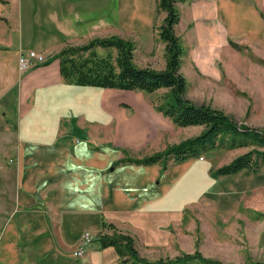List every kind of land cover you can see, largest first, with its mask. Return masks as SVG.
Masks as SVG:
<instances>
[{
  "label": "crops",
  "instance_id": "crops-1",
  "mask_svg": "<svg viewBox=\"0 0 264 264\" xmlns=\"http://www.w3.org/2000/svg\"><path fill=\"white\" fill-rule=\"evenodd\" d=\"M74 1L0 0V264H124L114 246H101L99 235L112 234L108 223L133 237L145 257L149 246L170 245L172 239H161L170 228L164 232L160 225L174 222L179 228L184 207L193 203L186 199L192 195L189 190L200 176L208 177L198 158L166 169L123 161L166 149L171 130L185 127L156 109L150 93L68 84L59 59L25 73L19 70L20 53L36 49L22 36L25 23L37 16L34 2H49L51 19H58L60 7L69 9ZM100 1L105 8L96 15L109 18L111 35L135 41L124 33L149 34L156 25L157 0ZM177 5L180 37L179 25L186 17L190 33H209L208 49L217 48L220 29L228 41L252 49L262 62L233 48L226 72L253 99L263 94L264 0H179ZM160 13L157 26L166 16ZM157 177L162 179L159 188ZM258 178L264 175L258 173L248 186ZM183 180L186 189L174 190L177 205L165 209L171 187ZM86 231L94 235L93 242L85 255L76 257Z\"/></svg>",
  "mask_w": 264,
  "mask_h": 264
},
{
  "label": "rangeland",
  "instance_id": "rangeland-1",
  "mask_svg": "<svg viewBox=\"0 0 264 264\" xmlns=\"http://www.w3.org/2000/svg\"><path fill=\"white\" fill-rule=\"evenodd\" d=\"M101 2L75 0L71 3L72 7L67 8L71 14H67L66 6L60 7L61 17L58 19H51L49 2H34L37 16H34L32 23L27 25L25 23L22 36L30 43L28 46L44 52L48 58L57 54L66 45L85 44L96 37L110 36L113 27L109 18L105 21L104 18L100 19L96 15L105 8ZM113 4L112 1L108 3L110 6ZM24 11H27L26 7ZM63 11L67 15L62 16ZM160 12L161 10L157 9L156 25L151 33L143 35L124 33L126 37L134 38L136 41H134L136 62L157 69L165 68L167 63L166 43L161 40L158 31L160 26H157L163 16ZM187 23L189 20L185 17L179 25L183 47L181 71L187 80L186 96L196 104L211 105L223 110L239 123L264 130V109H256L260 104L264 105V93L256 94L253 99L249 92L242 91L243 85L238 84L237 77H228L226 72L230 49L235 48L256 61H260V58L255 57L250 47L228 41L223 29L219 30L217 48L208 49L206 40L209 38V33L202 30L203 34H201L198 29L190 33L189 29L192 25L185 27ZM98 50L100 53H106L103 49ZM112 53L115 55L116 50L112 49ZM167 90L161 88L150 93L148 98L156 104ZM202 130L203 126L199 125L172 129L170 145L177 144L175 141L181 142L186 138L195 137ZM242 141L241 144L237 141L238 145L232 148L220 145L216 148L206 146L198 155L186 159L177 160L173 154H170L162 157L165 162L162 158L154 162L164 169V163H167L165 168H170L178 164H187L191 159L198 158L206 166L208 177L200 176L197 186L189 190L192 195L186 199L191 198L194 204L184 207L182 213L185 217L181 226L175 227L177 223L174 222L168 226L160 225L164 227V232L168 227L170 228L167 233L170 235L161 237V239L167 237L172 239L170 245L165 242L164 245L162 243L149 246L145 252L147 259L150 261L160 258L172 259L199 250L204 257L219 259L229 264L264 262V179L258 178L260 180L255 186H248L250 180L255 179L258 173L264 175V164L239 171L250 170L247 175H236L239 172L228 174L235 175L227 178H222L225 175H216L219 167L229 164L236 157L253 148H264L251 139ZM163 151L165 149L151 155ZM161 183V177H157L155 187H161ZM181 189H186L185 180L178 186L171 187L173 195L169 196L171 202L165 209H173L177 205V202H174L179 199L176 192ZM195 194L198 197L194 196ZM181 203L185 204L186 201L181 200ZM157 224L154 223L156 228H158ZM108 231L113 233L112 229ZM92 236L94 239V235ZM132 260H129V264H132ZM188 264L203 263L200 259H196Z\"/></svg>",
  "mask_w": 264,
  "mask_h": 264
},
{
  "label": "trees",
  "instance_id": "trees-1",
  "mask_svg": "<svg viewBox=\"0 0 264 264\" xmlns=\"http://www.w3.org/2000/svg\"><path fill=\"white\" fill-rule=\"evenodd\" d=\"M178 1L157 0L158 10L166 12L159 27V36L166 43L167 63L163 69L138 64L135 60L136 43L119 35L96 37L80 45H66L57 54L49 57L43 65L59 59L61 76L68 84L140 90L148 93L167 88L166 93L155 104L156 109L179 126H203L199 135L170 145L163 152L138 159L126 158L123 161L132 160L138 164H151L170 154H173L177 160L186 159L198 155L206 146L216 148L220 145L232 148L238 145L237 141L241 144L244 139H251L264 147V130L239 123L223 110L211 105L196 104L186 96L187 80L181 71L183 47L181 37L176 33V25L181 17ZM98 49H103L106 53H100ZM112 49L116 50L115 55ZM166 164H163L164 169ZM263 164L264 148H253L236 157L229 164L219 167L216 175L233 174ZM105 225L112 229L113 233L99 235L101 246H114L124 264H129L131 259H133L132 264H188L196 259H200L203 264H229L219 259L204 257L199 250L172 259L160 258L150 261L140 255L134 245L133 237L122 233L112 223ZM244 264H264V262L250 261Z\"/></svg>",
  "mask_w": 264,
  "mask_h": 264
},
{
  "label": "built area",
  "instance_id": "built-area-1",
  "mask_svg": "<svg viewBox=\"0 0 264 264\" xmlns=\"http://www.w3.org/2000/svg\"><path fill=\"white\" fill-rule=\"evenodd\" d=\"M47 59H48L47 55L42 51L36 49L23 50L20 53L18 60L19 70L22 73H25L34 66L44 64L47 61ZM92 240H93L92 233L89 231L84 232L77 249L74 251V256L76 257L83 256L88 245H90Z\"/></svg>",
  "mask_w": 264,
  "mask_h": 264
}]
</instances>
